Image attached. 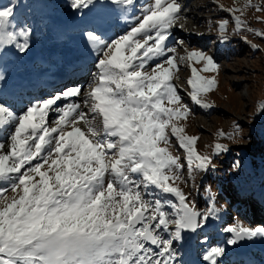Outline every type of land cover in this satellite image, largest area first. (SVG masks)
<instances>
[{
  "label": "snow or ice",
  "instance_id": "1",
  "mask_svg": "<svg viewBox=\"0 0 264 264\" xmlns=\"http://www.w3.org/2000/svg\"><path fill=\"white\" fill-rule=\"evenodd\" d=\"M135 6L136 0H70L81 19L88 17L80 36L97 57L88 91L65 88L18 114L0 88V132L7 133L0 141V264H183L179 248L191 241L208 245L204 264H248L231 261L230 254L264 243V226L237 222L224 228L223 242L210 244L206 229L220 217L214 198L202 212L177 184L185 165L169 151L172 137L190 171L215 166L198 153V138L175 123L190 109L173 80L181 63L202 62L207 71L218 65L198 50L167 55L177 51L165 42L181 19L179 0H151L128 33L106 39L107 17L98 9ZM247 6L264 10L251 0ZM26 7L22 0L0 3V59L10 50L29 52L34 28L17 19ZM235 19L239 27L241 17ZM227 25L219 24L221 33ZM152 60L161 62L145 71ZM8 79L0 66V85ZM188 84L197 104L212 107L202 95L218 86L215 77L193 66ZM76 97L82 102L58 106ZM259 109L264 112V103ZM51 112L57 113L54 126ZM240 131L220 134L234 139ZM214 149L217 155L228 150L221 143Z\"/></svg>",
  "mask_w": 264,
  "mask_h": 264
},
{
  "label": "rangeland",
  "instance_id": "2",
  "mask_svg": "<svg viewBox=\"0 0 264 264\" xmlns=\"http://www.w3.org/2000/svg\"><path fill=\"white\" fill-rule=\"evenodd\" d=\"M142 1L136 0L137 9ZM148 2L151 3V0ZM0 3L7 4L8 0H0ZM22 3L27 7L19 10L21 16L17 19L26 20L34 28V34L29 52L17 56L23 64L28 63L32 66L29 67L31 75L43 76L50 68L48 63L71 58L72 61L76 57L90 62L92 73L97 71V58L88 60L87 53L80 50L78 38L82 30L80 28L84 25L80 27L75 24L81 17L69 7L70 0H22ZM196 3L200 6L198 13L200 19L193 21L194 26L199 32L202 30V35L205 37H201V40L195 37L194 40L187 38L184 40L171 29L172 37L165 43L169 48L177 50L176 53H167L168 56L177 54L183 56L185 50H198L211 55L218 65V71H207L204 70L205 65L202 62L181 63L177 75H181L182 83L176 78L173 80L183 104L190 109L186 119L175 123L185 128L186 135L198 138L195 145L198 153L211 157L215 168L214 170L210 168L206 173L199 170L190 171L186 153L175 137L171 138L169 151L173 156L179 157L180 162L185 165L181 172V181L177 184L188 195V200L203 212L208 209L214 198L216 206L220 209L219 219L211 220L210 227L205 233L210 244H214L223 242L227 238L224 228L237 222L248 227L264 226V151L261 150L264 145V112L259 109V105L264 103V37L258 35L264 33V10L248 7L249 0H198ZM251 4L264 8V0H251ZM229 9H242V11L232 12ZM110 10L118 12L117 8ZM236 16H240L242 20L239 27ZM223 21L228 22L226 33H221L219 29V24ZM127 24L131 25L129 22ZM181 28L187 33L184 27ZM130 30L131 28L128 27L126 31ZM62 33L65 36L61 35ZM116 38L118 37L114 39ZM71 42L73 47L68 44ZM49 48L53 50L52 54H44ZM12 51L15 52L10 50ZM34 51L46 52L43 55H36ZM10 52L0 59V66L6 72L10 67L6 64L10 59ZM77 53L82 56H77ZM52 55L55 57L53 58ZM71 61L64 62L68 64H65L62 70L64 75ZM34 62L39 63L34 64ZM158 62L161 61H149L145 71L151 72ZM193 66L198 70L199 75L205 78L215 77L218 81V86L214 90L202 95V100L212 105L210 108L197 104L191 98L192 89L188 80ZM88 75L92 78L90 71ZM94 79L95 76L90 84ZM89 85L85 86L83 91H88ZM5 86L3 85V88ZM68 86L82 89V85H77L76 82H70L65 88ZM5 89L6 87L4 91ZM244 89H247L246 95ZM7 90L10 91L9 86ZM43 91L47 92L44 87L37 88L36 93L43 94ZM52 96L42 95L34 103ZM74 100L75 98H71L70 101L64 102V105ZM58 106L63 107L61 103H58ZM53 118L50 119L48 116L51 126H54L52 122L57 118L56 112ZM237 126L241 131L234 139L221 136V131L231 135ZM2 138L3 136L0 141ZM217 143L226 145L228 150L217 155L214 149ZM5 195L11 196L13 193L9 192ZM207 247L208 245L200 247L195 241L180 247L183 264H204L202 256ZM241 258L248 264H264V243H253L249 245L247 252H241L240 256L231 253L229 257L231 261Z\"/></svg>",
  "mask_w": 264,
  "mask_h": 264
},
{
  "label": "bare ground",
  "instance_id": "3",
  "mask_svg": "<svg viewBox=\"0 0 264 264\" xmlns=\"http://www.w3.org/2000/svg\"><path fill=\"white\" fill-rule=\"evenodd\" d=\"M143 1L140 2L138 9L135 6L134 9L129 10V11H125L119 8H117L118 12L116 11L112 12V10H110L112 8L98 9V11L101 10L105 12L107 21H108L106 25L105 38L114 39L115 37H120V36L122 37L123 36L122 34L124 33L125 34L128 33L126 31L127 28L134 27L135 24L137 23V19L141 16L140 10L143 8V6L149 4L148 0H143ZM197 1L198 0H179V3L181 4V12H180L181 19L178 20L176 25L172 28V31H174L175 34H177L179 38L182 37L183 39L187 38V39L194 40L193 37H195L197 40H201V37H205L202 35L203 34L201 32L202 30L199 32V29L195 28L194 26L195 23L193 22L195 20L200 19L198 15L200 6L198 5V3H196ZM87 19L88 18L86 17L84 19H80L75 24L82 27V25L86 23ZM128 22L131 23V25H128L127 24ZM181 24L183 25L182 27H184V30H186L187 33L182 30ZM171 32H170L168 39L172 37ZM61 35H64V34L62 33ZM68 44H70L71 47L74 46L72 42ZM78 44H79V47L81 48L80 50L84 51V53L85 52L87 53L88 60H95L97 58L96 55L92 52V50L85 45L81 36L80 38H78ZM49 49L48 50L45 49L47 52L44 51L46 53L44 52L43 53L47 55L52 54L51 51L53 50L52 49L49 50ZM56 51H60V49H56ZM82 51H80V53H83ZM34 53H36V55H39V54L43 55V53H40L39 51H34ZM10 54H11L10 59H8V61L6 62L7 65H10L8 72H7L9 79L7 81L8 84H6L7 86L5 85L4 86L6 87V89L8 88V86L10 87V91L9 90L6 91V89L5 91L9 94L10 99L14 101L15 107L18 108V110L24 109L25 107L29 105L30 102L34 103V101L39 98V96L35 95V92H37V88L44 87L45 89L48 90L50 96H52V95H55V93L57 92L63 91L65 89V86L68 85L70 82H76L82 85V90H83L85 86H88L90 84L91 80L93 79V76H95V73H96V72L92 73L91 71L92 65L90 62L84 61V59L82 60L79 57H76L72 61H71L72 58L69 60H62V61H58L54 63L50 61L52 62V63H48V67L50 68H48L49 70H47L43 76H40L39 74H33L34 75L33 76L31 75V69L29 68L32 66H29L28 63L23 64V62L19 60V57L17 56L15 52L12 51L10 52ZM77 56H82V55L77 53ZM52 57L54 58L55 56L52 55ZM69 61H71V64L69 65V69L66 70V73L64 75L62 70L64 69L65 64H67L64 62H69ZM36 63H39V62H34V64ZM89 71L92 75V78L89 77L88 75ZM176 79L178 80L179 83H182V77L180 74L177 75ZM21 84L24 85L23 88L20 87ZM1 86L3 88V85H0V87ZM246 94H247V89H244V95ZM70 99L60 101L58 103H61L63 106L64 102L68 100L70 101ZM82 99L83 97H76L74 101L82 102ZM18 114H19V111H18ZM53 116H54V112H51L49 114L50 119H54ZM0 135L3 136L2 140H4L7 133L2 132Z\"/></svg>",
  "mask_w": 264,
  "mask_h": 264
},
{
  "label": "water",
  "instance_id": "4",
  "mask_svg": "<svg viewBox=\"0 0 264 264\" xmlns=\"http://www.w3.org/2000/svg\"><path fill=\"white\" fill-rule=\"evenodd\" d=\"M249 250V245L246 246L244 249L240 250V252H247Z\"/></svg>",
  "mask_w": 264,
  "mask_h": 264
},
{
  "label": "trees",
  "instance_id": "5",
  "mask_svg": "<svg viewBox=\"0 0 264 264\" xmlns=\"http://www.w3.org/2000/svg\"><path fill=\"white\" fill-rule=\"evenodd\" d=\"M261 150H263V151H264V145L261 147Z\"/></svg>",
  "mask_w": 264,
  "mask_h": 264
}]
</instances>
